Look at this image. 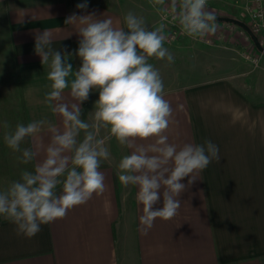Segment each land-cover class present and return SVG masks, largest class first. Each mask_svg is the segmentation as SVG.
I'll return each instance as SVG.
<instances>
[{"label":"crops","instance_id":"1","mask_svg":"<svg viewBox=\"0 0 264 264\" xmlns=\"http://www.w3.org/2000/svg\"><path fill=\"white\" fill-rule=\"evenodd\" d=\"M127 1L0 0V60L6 61H0V66L10 73L7 80L19 84L27 123L47 119L62 127L61 117L45 101L49 69L34 50L37 31L50 30L52 48L73 53L69 62L75 70L81 64L74 55L80 37L64 23L66 17L95 13L124 27ZM85 2L86 10L76 7ZM226 2L247 16L248 0H207V10L215 13ZM235 76L165 90L173 109L166 133L169 142L182 146L211 140L221 157L181 193V206L172 219L157 218L144 234L137 188H126L118 179L119 161L131 150L113 137L106 144L111 159L102 161L100 168L106 185L102 195L94 194L64 218L41 225L31 238L18 235L16 226L0 217V264H264V101L253 98L246 91V81ZM5 77L0 75L2 80ZM98 96L93 91L81 105L87 122ZM64 98L73 102L68 90ZM6 132L0 118V147H5L0 155V189L7 188L14 175L18 180L22 171H33L44 157L41 150L33 162L21 163V154L4 141ZM105 134L101 130L100 135ZM38 135L45 146L50 142L46 129ZM36 142L26 138L28 148ZM188 179L181 182L187 185ZM162 203L161 197L154 208Z\"/></svg>","mask_w":264,"mask_h":264},{"label":"clouds","instance_id":"2","mask_svg":"<svg viewBox=\"0 0 264 264\" xmlns=\"http://www.w3.org/2000/svg\"><path fill=\"white\" fill-rule=\"evenodd\" d=\"M154 6H164L161 11L170 9L172 20L193 39L216 31L215 15L207 10V0H171L170 6H165V0H154ZM76 7L86 10L87 3ZM123 20L125 26L117 27L111 18H97L95 13L66 17L64 23L72 25L80 37L74 55L81 64L75 70L69 62L73 53L52 48L50 30L35 34V53L49 69L45 101L51 112L61 117L62 127L40 119L18 123L4 135L6 145L21 153L18 159L23 164L44 152L33 171H22L18 180L0 189V217L13 223L18 235L31 238L41 225L64 218L75 206L105 192L100 168L102 161L111 159L106 141L113 137L131 150L119 161L118 179L126 188H137L145 235L157 218L172 219L181 206V193L210 163L221 159L211 140L178 146L166 135L173 109L165 98L159 69L149 62L151 58L174 61L164 46L166 24L150 28L132 11ZM65 90L72 103L65 102ZM93 91L99 96L87 122L81 105ZM4 127L8 128L6 122ZM45 129L50 134L46 146L38 135ZM101 130L107 135L101 136ZM26 138L37 141L34 147L21 148ZM186 177L187 185L181 182ZM161 197L162 207L154 208Z\"/></svg>","mask_w":264,"mask_h":264},{"label":"rangeland","instance_id":"3","mask_svg":"<svg viewBox=\"0 0 264 264\" xmlns=\"http://www.w3.org/2000/svg\"><path fill=\"white\" fill-rule=\"evenodd\" d=\"M170 4L171 0H165V6H170ZM123 7L125 15L132 11L136 15L142 16L150 28L158 26L160 23L167 24L169 27L172 26L171 29L175 28L173 24L176 21L171 20V17L164 19L162 15L167 11L160 10L164 6H154V0H128ZM227 13H232L233 16L231 17L244 22L249 27L248 17L240 13L237 6H232L230 3L222 4V7L214 15L215 17H222L226 16ZM243 29L233 23H216L215 33L203 39H193L183 32L173 43L165 42L164 44L174 57L172 63L155 58H151L149 62L159 69L165 84V90L236 75L235 77L238 78L236 80L246 81V91L253 98L258 101H264V55L260 56L259 67H254L246 58V54L250 52L256 54L258 52L255 48V42L251 39L252 37L248 38L244 34L245 31H248ZM2 60H0L1 63ZM4 62H6L5 57ZM3 74L6 77L3 80L0 79V83L3 86L7 85V87H5L6 89H0V118L3 121V126L5 122L8 124V128L4 127L8 132L14 131L19 119L15 115V106L17 104L14 98L15 94L10 91L12 88L7 83L10 73H4V66H0V75ZM105 135H107V132ZM109 142V140L106 141V144ZM28 147H30V144L28 145L25 140L21 144V148ZM4 148L0 147V155ZM16 153L21 154L20 152ZM17 170L19 171L18 168L14 169V174H16ZM14 179L12 181H15Z\"/></svg>","mask_w":264,"mask_h":264},{"label":"built area","instance_id":"4","mask_svg":"<svg viewBox=\"0 0 264 264\" xmlns=\"http://www.w3.org/2000/svg\"><path fill=\"white\" fill-rule=\"evenodd\" d=\"M244 10L249 19V28L251 32L258 38V42L262 47V50H259L258 47L255 45V48L258 53L254 54L250 52L249 54H246V58L251 62L254 67H259L260 56L264 55V0H248ZM162 16L164 19L165 17H171L170 19L172 20V12L170 10L165 12V14ZM173 26H175V28L171 29L172 26L169 27L166 24V29L164 32V35L167 37V40L165 41L166 43H173V41H175L180 35L183 34V31L178 21L174 22ZM243 30L245 31V29ZM167 31L169 32L166 33ZM244 34H246L248 38H251L248 32L245 31Z\"/></svg>","mask_w":264,"mask_h":264},{"label":"trees","instance_id":"5","mask_svg":"<svg viewBox=\"0 0 264 264\" xmlns=\"http://www.w3.org/2000/svg\"><path fill=\"white\" fill-rule=\"evenodd\" d=\"M218 21V20H215ZM8 85L10 87H12V89H14L15 91V99L17 101V104L15 106V115L18 116V123H24L25 125L27 124L26 121V117H25V112H24V102H23V98L21 96H19V84L18 82H14V81H7ZM2 87V88H1ZM5 87H7V85L3 86L2 83H0V89H6Z\"/></svg>","mask_w":264,"mask_h":264},{"label":"water","instance_id":"6","mask_svg":"<svg viewBox=\"0 0 264 264\" xmlns=\"http://www.w3.org/2000/svg\"><path fill=\"white\" fill-rule=\"evenodd\" d=\"M215 19L218 21H221V22L233 23V24H236V25L244 28L245 30H247L250 33L252 40L255 42L258 49L262 50V47H261L260 43L258 42V38L250 31L249 27L244 22H242V21H240L234 17H225V16L215 17Z\"/></svg>","mask_w":264,"mask_h":264}]
</instances>
